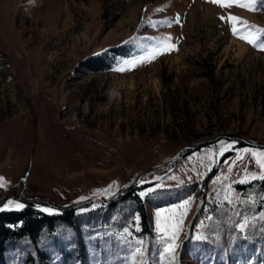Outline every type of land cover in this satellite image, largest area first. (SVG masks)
I'll return each mask as SVG.
<instances>
[{
    "label": "rangeland",
    "instance_id": "obj_1",
    "mask_svg": "<svg viewBox=\"0 0 264 264\" xmlns=\"http://www.w3.org/2000/svg\"><path fill=\"white\" fill-rule=\"evenodd\" d=\"M255 7L0 0V208H76L36 244L8 241L7 264H264V179L250 178L264 173L244 154L264 150V50L227 19L264 29ZM167 35L174 50L118 70ZM123 44L111 69L83 67Z\"/></svg>",
    "mask_w": 264,
    "mask_h": 264
},
{
    "label": "trees",
    "instance_id": "obj_2",
    "mask_svg": "<svg viewBox=\"0 0 264 264\" xmlns=\"http://www.w3.org/2000/svg\"><path fill=\"white\" fill-rule=\"evenodd\" d=\"M132 46L123 44L114 46L90 55L83 60L82 65L87 71L109 70L119 57H128L131 54ZM207 181L205 178L204 182ZM76 208L61 210L49 214L40 208L36 203L26 202L20 209L0 208V264H7L5 261L6 244L10 240L28 238L33 244L39 240L44 231L51 232L57 223L72 225ZM143 222L146 223V213L142 204L139 205ZM41 254V253H40ZM43 255V254H42Z\"/></svg>",
    "mask_w": 264,
    "mask_h": 264
},
{
    "label": "snow or ice",
    "instance_id": "obj_3",
    "mask_svg": "<svg viewBox=\"0 0 264 264\" xmlns=\"http://www.w3.org/2000/svg\"><path fill=\"white\" fill-rule=\"evenodd\" d=\"M212 3H216L218 4L220 7H232L233 4H236L237 6L246 8L250 11H255L256 10V0H246V2H241V0H211ZM262 2H264V0H262ZM220 19H225V17H220ZM228 21L232 23V32L234 35H237L240 39L246 40L249 44H252L254 46H258L260 48V50H264V42L259 43L257 45V40L261 37L264 36V29L261 28H257L254 25L249 24L247 21L242 20V18L236 17L234 15H229L227 17ZM176 22L178 23V17ZM237 25H243V28L238 27ZM243 33V34H242ZM171 41V36L167 35V36H163V37H159L157 38L156 42L154 44L149 45L147 48L144 49L143 54L138 55L132 59L129 60H125L123 61L124 65H127L128 68L125 67H121L118 70L119 71H125V70H130L132 67H135L138 63H143V62H149L153 59L156 58V56L158 55H162L166 52H170L171 50L175 49V44L170 43ZM221 145V152L220 154L223 153V151H226L228 147H232L236 142H232L231 145H227L225 146V142L224 141H220L219 142ZM244 154L245 155H251V157L253 158L254 162L256 163V165L258 166L259 170L261 173H264V150H244ZM244 160V156H242L240 154V152L236 153V160H234L232 162V164L229 165V171H231L232 166L242 162ZM247 169V166L245 165V170ZM251 179H264V175H260L259 177H257L256 175H253L250 177ZM2 179V178H0ZM243 182V181H241ZM157 187H159V185H157ZM111 190V186H109V189L105 190V191H110ZM149 192L152 191V189H148ZM141 196L145 195L144 192L140 193ZM83 199V198H82ZM14 202H9V204H12ZM190 204V201H184L180 206H179V213L177 209H169L167 211H169L170 213L173 214H179V215H183V212H185L188 208ZM15 207L16 208H20L22 207V205H20L19 203H15ZM95 207V205H94ZM43 211L45 212H53V209L50 208H44ZM161 215V213H157V216L159 217ZM176 218L175 215L169 217V219L174 220ZM158 226H159V222H158ZM247 226V221H245L244 223L238 224L237 227L241 230H243L245 227ZM172 227V231H173V235H175V231L178 228V223H173L171 225ZM161 231H165V229L161 228ZM174 245H169L165 251L166 252H172ZM137 251H139V249H137Z\"/></svg>",
    "mask_w": 264,
    "mask_h": 264
},
{
    "label": "water",
    "instance_id": "obj_4",
    "mask_svg": "<svg viewBox=\"0 0 264 264\" xmlns=\"http://www.w3.org/2000/svg\"><path fill=\"white\" fill-rule=\"evenodd\" d=\"M199 145H200V144H197L196 146H192V147H184V148L179 152V154L177 155L176 159L171 163V165L174 164V163L179 159V156H180V154L182 153V151L192 150V149L198 147ZM155 171H157V170H155ZM140 175H141V173L139 174V177H140ZM5 198H6V197H3V198L0 200V204L4 201ZM33 201H34V200H33ZM110 201H111V200L107 201V203H109ZM26 202H32V201H31V200H26ZM43 202H44L45 204H47L48 206L56 207V205H54V204H52V203H50V202H48V201H46V200H43ZM92 202H94V201H92ZM83 203H86V201L79 202V203H77L76 205H80V204H83ZM57 208H60V207H57ZM61 208H62V207H61ZM62 209H65V208H62Z\"/></svg>",
    "mask_w": 264,
    "mask_h": 264
},
{
    "label": "bare ground",
    "instance_id": "obj_5",
    "mask_svg": "<svg viewBox=\"0 0 264 264\" xmlns=\"http://www.w3.org/2000/svg\"><path fill=\"white\" fill-rule=\"evenodd\" d=\"M238 48L241 49L242 46H238ZM108 94H109L110 98H113L114 96H118L119 95V93L114 91V90H111Z\"/></svg>",
    "mask_w": 264,
    "mask_h": 264
}]
</instances>
